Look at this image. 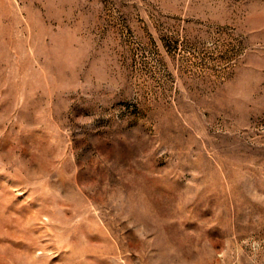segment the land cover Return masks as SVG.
<instances>
[{
    "label": "rangeland",
    "instance_id": "374dc122",
    "mask_svg": "<svg viewBox=\"0 0 264 264\" xmlns=\"http://www.w3.org/2000/svg\"><path fill=\"white\" fill-rule=\"evenodd\" d=\"M0 264H264V0H0Z\"/></svg>",
    "mask_w": 264,
    "mask_h": 264
}]
</instances>
